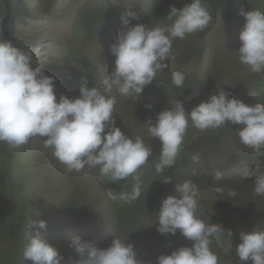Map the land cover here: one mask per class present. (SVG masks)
I'll return each mask as SVG.
<instances>
[{"label": "rangeland", "instance_id": "rangeland-1", "mask_svg": "<svg viewBox=\"0 0 264 264\" xmlns=\"http://www.w3.org/2000/svg\"><path fill=\"white\" fill-rule=\"evenodd\" d=\"M5 2L0 0L2 21ZM26 2L30 6L29 14L24 22L17 24L12 42L31 50L33 59L44 64L45 74L55 77L57 98L61 94L73 98L79 95L78 89L85 79L89 86H97L109 74L114 62L109 45L122 27L120 17L123 13L131 10L138 14V20L129 17L133 24H164L167 23L169 5L181 8L190 0ZM203 4L212 16L209 26L173 42L172 59L165 61L168 68L157 73L153 84L146 87L136 101L117 94L113 113L116 126L131 137L141 136L152 148L153 155L139 174L146 186L145 195L131 204L122 202L125 212L114 211L112 201L106 195L108 177L101 176L98 168L67 172L51 150L43 147L42 139L33 138L27 145L13 150L9 162L13 177L7 176L3 180L0 176V264H6V256L10 253V259L16 257L23 264H34L23 259L24 237L18 241L29 217H39L47 222V229L41 230L42 236L63 256L60 264H76L79 259L70 247L76 236L94 241L100 248H107L112 237L126 239V243L134 245L138 259L145 264L148 261L155 264L159 255L170 254L185 241L193 243L179 230L175 235L161 238L157 232L158 224H150L155 221L162 200L175 194L174 185L184 179H191L200 189L197 216L206 223L222 224L225 230L232 232L231 236L225 231L213 238L210 247L220 258V264H241L235 255L239 233L254 226L264 228V196L254 195L253 180L241 181L235 172L244 165H252L256 159L264 161V155L253 153L240 143L235 130L241 126L228 124L219 129L200 131L189 122L181 152L170 168L173 173L165 169L163 174L172 177L171 182L165 184L161 181L163 175L157 177L159 173L154 167L159 162L161 142L157 138H148L146 134L145 124L149 119L154 121L157 113L171 107L176 100L190 111L216 93V83H221L220 86L231 96L248 105L264 103V73H250L238 61L234 50L239 47L238 36L245 22L239 15L240 10L264 11V0H203ZM4 34L3 31L7 39ZM173 70L186 73L182 88L171 83ZM146 103L152 105L150 110L144 107ZM194 155H199V162L193 161ZM1 156L0 152V163H3ZM216 170L223 173L219 182L214 179ZM3 171L4 168L0 169V173ZM111 182L117 193L130 192L133 179L129 176L126 180ZM15 184L21 185L22 189L16 191ZM217 184L235 189L237 196L227 200L226 195L212 192ZM10 191L15 197L8 199ZM14 203L25 208L24 214L16 215L22 221L11 218ZM14 226L20 234L13 233ZM143 227L150 228L151 232L141 243L138 232ZM17 241L18 247L15 248L12 244ZM244 264L252 262L249 260Z\"/></svg>", "mask_w": 264, "mask_h": 264}, {"label": "clouds", "instance_id": "clouds-1", "mask_svg": "<svg viewBox=\"0 0 264 264\" xmlns=\"http://www.w3.org/2000/svg\"><path fill=\"white\" fill-rule=\"evenodd\" d=\"M169 7L167 23L150 26L131 23L129 17L139 19L135 11L123 13L122 27L109 45L114 57L109 74L97 86H89L85 79L78 89L79 95L73 98L64 94L57 98L55 77L45 74L44 64L33 59L31 50L4 38L0 18V143L15 150L33 138H40L43 147L50 149L69 173L81 172L87 167L98 168L101 176L113 182L131 176L130 192L109 190L106 195L109 200L125 204L137 201L144 186L139 170L153 153L141 136L131 137L116 126L113 113L117 94L136 101L153 84L157 73L168 68L165 61L172 59L173 42L205 30L212 21L203 0H190L181 8ZM239 15L245 22L235 53L250 73L260 75L264 73V11L241 9ZM185 80L186 73L171 72L175 87L182 88ZM220 85L216 83V93L190 111L176 100L171 107L157 113L154 121H147L148 138L161 142L159 162L154 165L157 173L163 174L176 163L189 122L200 131L228 124L241 126L235 130L240 143L253 153L264 155V103L248 105ZM144 107L150 110L152 105L146 103ZM192 159L199 162L200 157L194 155ZM235 176L241 181L252 179L253 194L264 196V161L256 159L252 165H244ZM214 179L221 181L223 173L216 170ZM171 180V176L163 175L161 181L167 184ZM211 191L226 195L227 200L237 196L236 190L226 185L217 184ZM174 193L162 200L155 221L150 224L157 223V232L161 235H175L179 230L193 243L191 247L181 246L170 254L159 255L155 264H220V258L210 246L213 238L225 231L231 236V230H225L222 224L206 223L197 216L201 192L191 179L178 181ZM46 229L45 220L26 219L23 259L34 264H60L63 256L42 236L41 230ZM125 241L112 237L107 248H100L94 241L76 236L70 247L79 256L76 264H145L138 259L134 245ZM235 255L241 264L249 260L252 264H264V228L254 226L249 231H240Z\"/></svg>", "mask_w": 264, "mask_h": 264}, {"label": "trees", "instance_id": "trees-1", "mask_svg": "<svg viewBox=\"0 0 264 264\" xmlns=\"http://www.w3.org/2000/svg\"><path fill=\"white\" fill-rule=\"evenodd\" d=\"M29 10H30V6L28 5V3L26 2V0H6L5 2V17L3 19V29H4V35L7 39H11V40H14L15 39V35H16V31H17V24L20 22V21H25V18H27V15L29 14ZM28 13V14H27ZM0 152L2 153V156H1V159L3 160V163H0L2 164V168H4V171L0 173V176L3 180H6L7 179V176H12L13 177V174L11 172V169L9 168V162L11 161V158H12V155H13V150H10L9 147L7 146V144L5 143H0ZM0 168V169H2ZM170 170V168L168 169ZM169 172L170 174H172L173 172L170 171H167ZM142 171L139 170V174H141ZM167 173V174H169ZM165 174V173H163ZM163 174L159 173L157 177H160L162 176ZM109 179V183H106V186H108V190H113L112 187L114 184H112V180L108 177ZM14 186V189L17 191L18 189H22L21 185H13ZM132 188V187H131ZM115 191V190H114ZM145 192H146V186H145V183H144V186H143V190H142V194L141 195H145ZM8 195V199H11L14 196V192L11 193L8 192L7 193ZM112 201V200H111ZM122 202L119 201V200H116V201H112V204H113V209L114 211H118V212H125L124 210L126 209H123V203L121 204ZM17 208V210L15 211L14 208ZM24 211H25V208L20 206L18 203H14L12 205V211L10 212L11 215V218L13 219V221L15 219H19L21 220L18 216L16 215H22L24 214ZM78 212H80V210L78 209L77 210ZM152 212H155L156 209H151ZM138 219L139 221L142 220V216L140 215V212H138ZM22 221V220H21ZM23 228V231H22V236L18 239V241H20L22 239V237H24V227ZM13 229V233H16L17 231V234H20L21 232H19V230H17L18 228H15V226L12 228ZM151 229L147 228V227H143L142 229L139 230V234H138V238L140 239V242L141 243H144L146 241V236L148 234H150V231ZM166 235H170V234H165V235H162L161 238H163L164 236ZM170 237V236H169ZM18 241L13 243L12 245L16 247H18ZM181 246H189L191 247V244L188 242V241H185ZM180 246V247H181ZM9 253V251H8ZM11 257V253L6 256V264H23L18 258L14 257L13 259H10Z\"/></svg>", "mask_w": 264, "mask_h": 264}]
</instances>
